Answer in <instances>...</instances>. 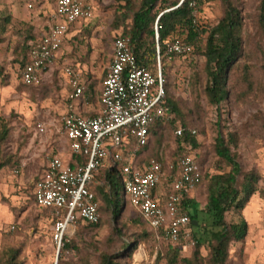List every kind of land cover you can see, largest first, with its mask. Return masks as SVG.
I'll return each mask as SVG.
<instances>
[{
  "label": "rangeland",
  "instance_id": "obj_1",
  "mask_svg": "<svg viewBox=\"0 0 264 264\" xmlns=\"http://www.w3.org/2000/svg\"><path fill=\"white\" fill-rule=\"evenodd\" d=\"M81 1L91 5L92 18L69 29L60 47L57 64L46 71L37 85L25 87L20 83L14 47L29 31L33 37L43 34L52 7L43 0H0V15L10 17L0 43V125L3 123L9 128L8 140L1 151L11 158V165L0 169V251L8 248L18 251V264H57L59 256L64 264H99L102 254H115L123 243L139 238L146 231L128 197L124 196L126 207L117 224L112 222L110 212L102 205L99 227L83 230L75 237L77 250L56 255L51 241V217L32 202L35 181L45 166L47 156L60 148L61 134L56 127L65 111L69 93L61 72L62 65H71L80 73L89 86L86 94L89 102L96 105L97 90L110 61L112 40L122 31L111 27L115 11L123 4L121 0ZM233 1L240 12L243 51L248 54L244 60L251 67L249 82L239 80L231 86L228 99L217 109L206 102L204 88L207 80L201 56L186 54L164 62L160 60V70L164 93L186 117L188 128L196 132L199 146L191 150V155L199 160L202 173L210 177L229 170L213 152L214 139L220 131L225 139L228 134L233 135L236 146L232 147V152L241 168L260 176L259 186L263 194L251 196L246 204L251 206L247 212L243 209L239 215L226 213L225 220L227 223L235 222L242 216L246 224L253 226L249 231L247 226V238L252 239L250 247L257 243L262 251L256 255L251 248L250 253H245L244 238L230 247L229 262L264 264V30L257 24L260 0ZM28 4L32 7L29 8ZM222 14L223 0H203L195 11V18L202 28L211 27ZM182 38L176 34L170 41H182ZM38 123L45 125V132L37 131ZM176 126L180 127L178 121L174 124ZM161 133L159 147H153L152 140L139 158L148 157L158 149L162 159L159 163L167 170V166L173 164L170 157L175 137L168 126ZM124 155L137 160L134 154ZM16 168L18 173H15ZM205 189L204 180L189 193L188 198L203 206ZM252 198L254 201L250 202ZM201 223L205 228V219ZM255 223L256 226L253 225ZM190 230L193 233L196 229ZM157 247L163 249L167 245L158 244L151 237L142 239L129 259L116 260L135 264L139 251L154 258ZM207 249L204 242L199 250L201 257H206ZM188 251L181 250V255L188 256ZM156 264H165V261L159 259Z\"/></svg>",
  "mask_w": 264,
  "mask_h": 264
},
{
  "label": "built area",
  "instance_id": "obj_2",
  "mask_svg": "<svg viewBox=\"0 0 264 264\" xmlns=\"http://www.w3.org/2000/svg\"><path fill=\"white\" fill-rule=\"evenodd\" d=\"M43 1L53 4L47 28L29 51V62L19 70V79L27 86L39 83L46 71L57 64L69 29L89 21L93 13L91 5L81 0ZM111 44L110 61L101 82L99 111L92 116L76 111L86 81L71 65L61 67L69 93L56 129L69 155H80L85 162L71 166L62 153L49 154L33 189L34 204L51 211V241L59 255L73 234L77 219L90 224L100 221L92 184L100 168L111 170L116 166L121 171L124 196L142 220L161 232L164 241L185 252L194 247L195 237L188 228L182 200L200 183L202 171L192 155L181 156L167 170L156 160L136 168L132 158L124 155L132 145L129 154H135L147 143L149 126L164 119L165 93L158 49L155 67L148 69L136 65L127 38L116 36ZM191 49L178 40L166 43L169 56L187 54ZM36 128L46 131L43 123ZM174 133L181 137V128L177 127ZM191 134H196L195 130ZM18 172L16 168L15 173ZM163 184H168L170 190L159 197L156 194ZM144 264H153V258Z\"/></svg>",
  "mask_w": 264,
  "mask_h": 264
},
{
  "label": "trees",
  "instance_id": "obj_3",
  "mask_svg": "<svg viewBox=\"0 0 264 264\" xmlns=\"http://www.w3.org/2000/svg\"><path fill=\"white\" fill-rule=\"evenodd\" d=\"M121 1L123 4L115 11L111 27L114 30L122 29L116 36L129 40V45L138 67L154 69L157 49L160 60L163 62L171 57L186 55L172 54L169 56L166 54V43L178 34L183 37L182 42L192 48L187 54L190 56H201L204 60V74L207 80L204 93L206 102L210 106L218 109L228 99L230 87L239 80L245 83L249 82L251 67L248 65V61L244 60V57L247 58L248 54L243 51L241 39L242 23L235 1L223 0L221 18L215 25L203 28L197 24L195 18V11L203 0ZM192 2H194L193 6L191 5ZM47 3L52 7L51 1ZM9 22V16L0 15V43L3 41L2 35L5 33ZM81 23L79 24L81 25ZM257 24L260 29L264 30V0L259 2ZM39 39L40 36L33 37L29 31L24 36L23 41L14 47L13 51L16 56L15 60L19 64V70L29 62V51L37 45ZM1 72L2 69L0 67V74ZM262 78L264 80V68L262 70ZM21 84L25 87H32L38 83L28 86ZM162 107L164 119L155 121L149 126L147 143L138 148L134 154L137 160H133V165L136 168L147 165L150 160L162 162L158 149L148 157L139 158V156H142L149 148L152 140L153 147H159L160 135L166 126L173 130V136L175 137V146L170 157L171 162L174 164L181 156L191 155V150L199 146L195 138L196 134L192 135V129L187 126L186 117L182 115L177 104L166 93ZM177 121L180 123L182 130L181 137H176L174 133L177 128V126L174 127V124ZM8 137L9 128L2 123L0 125V169L11 165V158L5 156L1 151ZM235 146L233 135L228 134L225 139L222 133L218 131L214 139L213 152L225 163L229 170L227 172H219L210 177L202 173L200 183L204 180L206 181V198L203 206L187 197L182 200L183 212L188 218V228L196 229L192 233L194 237L199 235L198 238H195L194 247L189 249L188 252L190 254L188 256L183 257L181 255L182 252L179 246L164 241L161 232L151 229L137 213L139 219L145 225L146 231L139 238L123 243L115 254H102L99 264H123L119 260L117 262L116 259H129L131 252L138 246L139 242L142 239H150V237L158 244L164 243L167 245V248H156L158 250L153 258V264H156L159 259H163L165 264H232L229 262L230 247L244 240L247 233V224L242 216H239L235 222L227 223L225 214L235 212L239 215L253 194H263V189L259 186L260 176L252 170L244 171L235 160L236 156L232 152V147L234 148ZM132 149L133 145L125 154L131 153ZM151 155H153V158L150 157ZM194 159L202 171L199 160L196 156H194ZM84 162L85 158L80 155H69V164L71 166ZM120 172L116 166L111 167V170L100 168L92 184V190L98 201L100 218L103 210L102 205H104V209L110 212L114 224L118 223L120 215L126 207ZM163 186L161 188L162 192L166 193L170 190L168 184H163ZM32 202L34 203L33 196ZM41 210L48 212L51 217L50 210ZM204 219L206 222L205 228L202 227L201 223ZM76 223L73 234L68 242L63 245L59 254L77 250L74 243L75 237L80 235L83 230L98 228L100 221L97 224H90L77 219ZM204 242L208 249L206 257L203 258L200 256L199 250ZM17 258L18 251L13 248L0 251V264H18ZM57 264H64L60 256Z\"/></svg>",
  "mask_w": 264,
  "mask_h": 264
},
{
  "label": "crops",
  "instance_id": "obj_4",
  "mask_svg": "<svg viewBox=\"0 0 264 264\" xmlns=\"http://www.w3.org/2000/svg\"><path fill=\"white\" fill-rule=\"evenodd\" d=\"M64 80H65V84H66V88H67L68 87L67 86V81H66L65 78H64ZM85 87H86V89H85V91L83 93L82 98L80 99V102H79V104H78V106L76 108V111H78V112H80V113H82V114H84L86 116H92V115L96 114L99 111V96H100L101 85L98 87V90H97V102H96V105H93L91 102H89V97H87V95H86L89 92L88 91L89 90V86H88L87 82H85ZM68 90H69V88H68ZM60 139H61L60 140V148L58 150H56L55 152L51 151L50 154L62 153L63 156L67 160V159H69V152L67 150V145L65 144V142L63 141L62 138H60ZM162 191L163 190L161 189V187H159V190L157 191L156 195L160 197L162 195L161 193H163ZM251 201L253 202L254 199L252 198L250 200V202ZM249 207H251V206H249V204H248V206H246L244 208L245 209L244 212H247L249 210ZM253 225L256 226L257 224L255 223ZM247 226H248V231H249V229L253 228V226L249 225L248 223H247ZM247 237H248V233H247V235L245 237V253H250V249L252 248L253 251L256 252V255L261 254L262 251H261V249H259V246L257 245V243H255L252 247H250V242H252V239L248 240ZM137 256H138L137 259L134 260L135 264H144L146 261L152 259V258L147 257L146 254L143 251H139ZM249 259H251V257Z\"/></svg>",
  "mask_w": 264,
  "mask_h": 264
}]
</instances>
